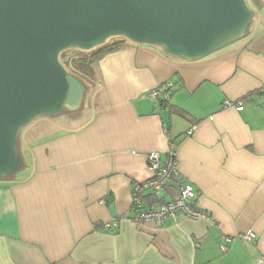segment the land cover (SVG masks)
I'll use <instances>...</instances> for the list:
<instances>
[{"label":"crops","instance_id":"0c3cea01","mask_svg":"<svg viewBox=\"0 0 264 264\" xmlns=\"http://www.w3.org/2000/svg\"><path fill=\"white\" fill-rule=\"evenodd\" d=\"M246 1L241 40L192 62L127 42L98 62L78 118L24 128L26 168L0 181V264H264V0ZM165 83L164 107L148 93ZM169 140L206 218L133 225L132 183ZM175 197L171 182L144 205ZM248 231L254 243L238 238Z\"/></svg>","mask_w":264,"mask_h":264},{"label":"water","instance_id":"95a60500","mask_svg":"<svg viewBox=\"0 0 264 264\" xmlns=\"http://www.w3.org/2000/svg\"><path fill=\"white\" fill-rule=\"evenodd\" d=\"M246 0H0V181L26 168L20 138L32 121L80 116L89 84L66 51L113 38L192 62L244 38Z\"/></svg>","mask_w":264,"mask_h":264},{"label":"built area","instance_id":"2783aa9c","mask_svg":"<svg viewBox=\"0 0 264 264\" xmlns=\"http://www.w3.org/2000/svg\"><path fill=\"white\" fill-rule=\"evenodd\" d=\"M171 89V83L158 85L148 93V97L157 105L165 107L170 100ZM248 97L235 102H224V105L241 111L244 101ZM257 97L264 99V90L258 93ZM194 128L192 127L188 130V135L192 134ZM163 134L165 136L168 135L167 131H163ZM146 165L150 177L142 182L132 183L130 206L132 216L129 220L133 225L152 222L156 227H162L167 218L176 219L178 215H183L192 220L206 218L205 214L197 208L196 190L191 184L182 182L178 171L176 144L174 141H168L166 159L164 161H161L159 152H151L146 156ZM171 182L176 185V197L174 199L159 204L155 203L151 206L144 205L145 196L150 194L157 198ZM238 238L246 243H254L256 235L254 232L248 231L239 234ZM219 248L224 251L223 245ZM259 262L261 263L262 260Z\"/></svg>","mask_w":264,"mask_h":264},{"label":"trees","instance_id":"16d2710c","mask_svg":"<svg viewBox=\"0 0 264 264\" xmlns=\"http://www.w3.org/2000/svg\"><path fill=\"white\" fill-rule=\"evenodd\" d=\"M127 42L123 38H113L103 46L92 51H66L61 54V60L69 71L91 83L98 62L106 55L121 50Z\"/></svg>","mask_w":264,"mask_h":264},{"label":"rangeland","instance_id":"374dc122","mask_svg":"<svg viewBox=\"0 0 264 264\" xmlns=\"http://www.w3.org/2000/svg\"><path fill=\"white\" fill-rule=\"evenodd\" d=\"M85 112H86V110H85ZM40 119H43V118H39V119H36V120H40ZM36 120H35V121H36ZM33 122H34V121H32L30 124H32ZM28 126H29V125H28ZM28 126H27V127H28ZM27 127H26V128H27ZM26 128H25V129H26ZM25 129H24V130H25ZM24 130H23V132H22V136H24V135L26 134V132L24 133Z\"/></svg>","mask_w":264,"mask_h":264}]
</instances>
